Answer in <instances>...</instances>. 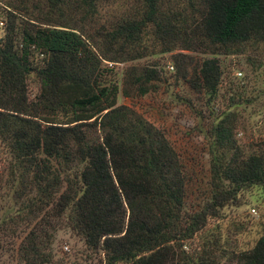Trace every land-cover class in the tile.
<instances>
[{
  "label": "trees",
  "instance_id": "16d2710c",
  "mask_svg": "<svg viewBox=\"0 0 264 264\" xmlns=\"http://www.w3.org/2000/svg\"><path fill=\"white\" fill-rule=\"evenodd\" d=\"M29 1L4 5L21 11ZM135 1L138 16H122L110 30H90L100 0L34 4L35 14L27 11L20 32L21 47L14 48L17 34L0 39V136L32 172L36 193L48 205L64 181L56 212L67 213L70 228L88 247L103 251L104 264H203L180 254L176 244L203 228L242 188L264 186V150L243 155L234 140V119L228 111L219 114L209 136L210 198L183 212L186 176L178 156L159 129L116 105L118 86L99 78L108 69L100 66L104 60L141 58L147 50L142 37L150 35L164 52L209 53L187 81L215 97L221 76L216 56L264 42V0ZM32 51L42 54L40 66L30 62ZM186 56L175 54V66ZM30 70L40 83L32 100L25 83ZM129 73L124 96L144 95L160 78L156 65ZM36 244L25 252L36 254ZM236 264H264V235L237 255Z\"/></svg>",
  "mask_w": 264,
  "mask_h": 264
},
{
  "label": "rangeland",
  "instance_id": "374dc122",
  "mask_svg": "<svg viewBox=\"0 0 264 264\" xmlns=\"http://www.w3.org/2000/svg\"><path fill=\"white\" fill-rule=\"evenodd\" d=\"M39 1L30 0L21 11H12L0 0V39L17 34L13 44L18 50L27 11L35 14L32 8ZM136 12L135 0H100L98 13L88 24L90 30H110L122 16L137 17ZM141 46L147 48L141 58L104 60L100 67L108 69L99 78L117 84L116 105L128 106L164 134L186 176L183 212H191L210 198L209 136L219 114L228 111L234 119L233 136L243 155L264 150V42H246L238 52L216 56L221 76L212 98L187 81L197 64L211 57L209 53L178 48L164 52L150 35L142 37ZM180 52L187 56L176 67L173 56ZM42 60L38 51L31 52L32 65L40 66ZM152 65L160 71L156 88L144 95L124 96L122 88L132 80L130 70ZM25 83L27 98L32 100L40 84L35 70L26 75ZM51 164L61 177L55 162ZM31 174L12 155L8 139L0 136V264H104L103 251L88 247L70 228L67 213L56 212L64 181L48 205L47 198L36 193ZM262 235L264 186L253 184L242 188L236 199L219 207L203 228L176 247L195 262L236 264L237 255L250 250ZM32 243H37L38 254L25 252Z\"/></svg>",
  "mask_w": 264,
  "mask_h": 264
},
{
  "label": "built area",
  "instance_id": "2783aa9c",
  "mask_svg": "<svg viewBox=\"0 0 264 264\" xmlns=\"http://www.w3.org/2000/svg\"><path fill=\"white\" fill-rule=\"evenodd\" d=\"M109 65H111V64H109ZM171 68H172V66H171ZM251 211L254 212L255 210L254 209H251Z\"/></svg>",
  "mask_w": 264,
  "mask_h": 264
}]
</instances>
